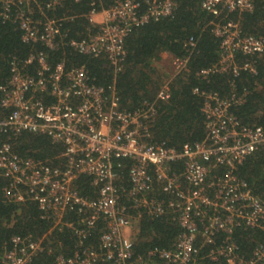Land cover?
Instances as JSON below:
<instances>
[{
    "label": "built area",
    "instance_id": "obj_1",
    "mask_svg": "<svg viewBox=\"0 0 264 264\" xmlns=\"http://www.w3.org/2000/svg\"><path fill=\"white\" fill-rule=\"evenodd\" d=\"M66 1L81 0H0V16L16 25L25 43H39L49 50L69 47L79 54L105 57L115 72L125 58L124 41L129 32L170 15L176 5V0H114L107 7L94 6L87 14L93 28L77 39L69 38V30H64V23L73 16L48 13ZM200 3L215 18L223 16L213 22L212 29L219 37L220 60L201 69L198 76L230 69L236 73V53L264 55V36L246 33L238 21L228 18L232 12L251 11L252 0ZM186 45H194L192 37ZM186 61L172 58L171 62L180 70ZM34 62L37 66L30 72L29 65ZM242 68L254 71L249 62ZM201 94L206 138L177 150L146 141L149 109H121L114 85H96L83 67L66 68L63 61L50 66L44 52L32 53L23 62H10L9 78L0 84V107L6 111L0 117V176L11 181L4 189L6 197L16 202L35 201L42 217L52 220L53 228L73 231V249L57 254L54 264H133L132 236L137 220L143 213L158 216L166 212L181 230L172 249L154 247L147 252L148 259L159 260L155 264H201L197 234L202 243L212 244L206 254L211 260L264 262V243L257 244L245 259L237 253L231 237L236 226L264 230V199L234 174L237 164L264 146V130L240 124L228 112L232 102L242 100L240 96L232 93L226 99L216 92ZM158 96L168 97L165 86ZM24 132L46 134L52 142L61 143L64 166L20 157L11 137ZM125 160L129 161V189L118 183V169L124 167ZM173 163L181 164L182 170L171 169ZM83 174L90 176L95 197L77 191L74 181ZM154 182L170 194L167 201L153 194ZM124 198L130 202L128 206L122 203ZM69 211L78 217L64 219ZM100 220L97 249L85 241L98 230ZM220 231L224 238L215 244L214 235ZM46 248L48 245L30 235H13L0 254V264H37L35 258Z\"/></svg>",
    "mask_w": 264,
    "mask_h": 264
},
{
    "label": "trees",
    "instance_id": "obj_2",
    "mask_svg": "<svg viewBox=\"0 0 264 264\" xmlns=\"http://www.w3.org/2000/svg\"><path fill=\"white\" fill-rule=\"evenodd\" d=\"M112 2L114 0L66 1L55 11L48 13L50 16H73L72 20L64 23V30H69V38L78 39L86 36L88 30L93 28L87 18L90 9L94 6L107 7ZM252 2L251 11L232 12L228 18L238 21L244 32L264 36V0ZM219 18L203 9L200 0H176L170 15L150 20L129 32L124 41L125 58L121 69L115 72L113 65L105 57L79 54L69 47L49 50L39 43H25L21 40V32L16 25L0 16V84L8 80L12 60L23 62L32 53L44 52L50 66L63 61L66 68L83 67L96 85L106 87L113 84L121 109L128 112L149 109L147 136L144 137L148 142L164 143L179 150L185 143L203 141L207 135V119L203 111L202 91L216 92L226 99L232 93L240 96L242 100L232 102L228 112L240 124L258 125L264 130V55L236 53V73L230 69L226 72H213L206 77L198 76L201 69L209 68L220 60L219 37L212 30L213 22H217ZM223 20L226 21V17ZM190 37L194 40L193 46L186 45ZM163 53L172 58H185L187 61L182 69L175 70L172 66V70L167 71L158 65ZM245 62H249L254 71L242 68ZM36 66L37 63L34 62L29 65L28 70L33 72ZM164 86L168 97L160 98L159 90ZM194 88H198V92H194ZM5 114L6 111L0 107V117ZM11 143L20 157L44 161L53 167L65 164V158L61 156L64 146L52 142L46 134L24 132L11 137ZM123 165V168L118 169V183L129 189V161H123ZM171 169L179 172L182 165L173 163ZM234 174L247 183L253 194L264 199V146L237 164ZM90 180V176L79 175L74 185L80 194L95 197ZM180 180L183 181L182 178ZM10 182L0 176V254L9 247L13 235H30L34 240H41L43 245H48L35 258V262L54 264L57 254L68 253L73 249L76 241L73 231L53 228L52 220L42 217V211L35 201L16 202L6 197L4 189ZM153 189L157 198L166 201L170 198V194L165 193L159 183L154 182ZM122 203L127 206L130 204L126 198L122 199ZM129 210L132 212V209ZM171 216L169 212L158 216L143 213L137 220L132 236L133 264H155L159 261L157 258H147L150 249L173 248L181 229ZM77 217L78 214L74 211L64 214V219L68 220H75ZM97 225L98 230L92 233L85 244L98 249L101 220ZM231 237L237 246V253L248 259L253 248L264 243V230L236 226ZM223 238V232H216L214 243L220 244ZM211 245L202 243L197 234L196 246L199 248L201 264H229L225 258L211 260L206 256Z\"/></svg>",
    "mask_w": 264,
    "mask_h": 264
},
{
    "label": "rangeland",
    "instance_id": "obj_3",
    "mask_svg": "<svg viewBox=\"0 0 264 264\" xmlns=\"http://www.w3.org/2000/svg\"><path fill=\"white\" fill-rule=\"evenodd\" d=\"M172 57L167 54V53H163L161 56L160 61L158 62V65L161 67H164L167 71L172 70Z\"/></svg>",
    "mask_w": 264,
    "mask_h": 264
}]
</instances>
